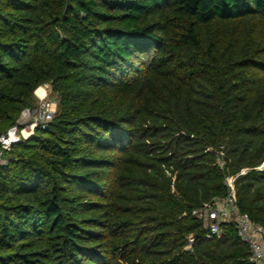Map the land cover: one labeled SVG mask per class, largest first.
Instances as JSON below:
<instances>
[{"label": "trees", "instance_id": "1", "mask_svg": "<svg viewBox=\"0 0 264 264\" xmlns=\"http://www.w3.org/2000/svg\"><path fill=\"white\" fill-rule=\"evenodd\" d=\"M45 85L55 117L0 164V264H250L192 211L231 178L264 229V0H0V136Z\"/></svg>", "mask_w": 264, "mask_h": 264}, {"label": "built area", "instance_id": "2", "mask_svg": "<svg viewBox=\"0 0 264 264\" xmlns=\"http://www.w3.org/2000/svg\"><path fill=\"white\" fill-rule=\"evenodd\" d=\"M44 89H49V86L45 85ZM36 98L37 102L34 106L21 112L17 124L0 136V164L6 163L4 157L6 150L31 137L36 129L46 130L55 117L57 112L55 99L47 98L46 94L43 97L36 96ZM223 149V146L219 148L215 162L221 169L225 168L227 164ZM225 185L227 194L224 198L216 199L211 204H204L192 211V215L202 223L206 239L219 237L224 225L232 226L239 240L248 249V262L264 264V229L253 224L246 215L238 210L231 178L225 179ZM188 242L187 248L189 249L193 238L189 237Z\"/></svg>", "mask_w": 264, "mask_h": 264}, {"label": "bare ground", "instance_id": "3", "mask_svg": "<svg viewBox=\"0 0 264 264\" xmlns=\"http://www.w3.org/2000/svg\"><path fill=\"white\" fill-rule=\"evenodd\" d=\"M44 89L43 88H38L36 91H35V94L39 97H43L44 96Z\"/></svg>", "mask_w": 264, "mask_h": 264}, {"label": "rangeland", "instance_id": "4", "mask_svg": "<svg viewBox=\"0 0 264 264\" xmlns=\"http://www.w3.org/2000/svg\"><path fill=\"white\" fill-rule=\"evenodd\" d=\"M43 88H44V86H43ZM46 91L48 92L47 98L54 100V97H52L51 94L49 93V89H47ZM36 101H37V99H36Z\"/></svg>", "mask_w": 264, "mask_h": 264}, {"label": "crops", "instance_id": "5", "mask_svg": "<svg viewBox=\"0 0 264 264\" xmlns=\"http://www.w3.org/2000/svg\"><path fill=\"white\" fill-rule=\"evenodd\" d=\"M39 88H43V87H39ZM44 89V88H43ZM44 94H46L48 96V92L44 89ZM36 95V94H35ZM37 96V95H36Z\"/></svg>", "mask_w": 264, "mask_h": 264}]
</instances>
